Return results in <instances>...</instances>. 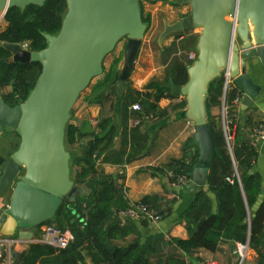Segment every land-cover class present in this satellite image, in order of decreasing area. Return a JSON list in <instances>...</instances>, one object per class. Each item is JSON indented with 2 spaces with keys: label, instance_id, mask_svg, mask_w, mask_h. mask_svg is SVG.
Segmentation results:
<instances>
[{
  "label": "water",
  "instance_id": "obj_1",
  "mask_svg": "<svg viewBox=\"0 0 264 264\" xmlns=\"http://www.w3.org/2000/svg\"><path fill=\"white\" fill-rule=\"evenodd\" d=\"M45 1L0 0V13L12 7L42 5ZM139 1L65 0L67 10L61 28L56 35L43 34L47 44L44 49L27 51L19 43H3L10 53L9 62L41 65L24 101L12 107L0 95V133L5 129L20 139L8 160L0 157V197L11 188L9 203L3 210L4 217L12 223L11 236L33 239L34 231L55 218L64 200L73 202L83 194L82 187L70 178L65 127L70 119L79 124L70 111L93 79L102 75L105 57L120 40L125 41V46L115 89L122 97L147 30ZM176 2L186 3L189 13L166 24L159 40L175 32L201 29L196 59L187 67V82L178 85L169 78L163 84L172 94L185 96L186 118L194 125L193 140L199 154L185 186L186 191L192 192L196 188L207 189L215 155L206 108L210 82L228 72L243 93L240 111L251 107L261 91L246 74V62L256 59L264 67V0ZM114 222H120V218L109 221ZM27 252H13V264H21ZM5 254L2 245L0 263Z\"/></svg>",
  "mask_w": 264,
  "mask_h": 264
},
{
  "label": "trees",
  "instance_id": "obj_2",
  "mask_svg": "<svg viewBox=\"0 0 264 264\" xmlns=\"http://www.w3.org/2000/svg\"><path fill=\"white\" fill-rule=\"evenodd\" d=\"M66 7L65 0H46L42 5H29L24 8L12 7L5 13V25L0 28V89L13 85L14 90L2 94L9 106H15L24 101L33 88L40 72L38 62L21 64L9 62L10 53L3 43L28 42L32 51H40L46 47L43 34L56 35L62 24L60 11ZM142 18V16H141ZM142 22L146 24L145 19ZM122 55L114 57L100 77L93 79L90 84L91 92L85 96L87 103L101 101L99 93L110 90L116 92L118 67ZM174 62L171 66L173 82L183 85L188 80L187 67L191 64ZM223 76L220 75L210 82L206 96L207 110L220 103L222 96ZM155 92L145 94V98L137 91L131 90L129 95L122 98L123 109L127 110L133 102L145 108H154L155 102L169 89L159 84H149ZM237 88L230 91L229 102L232 103ZM82 94V93H81ZM80 94V95H81ZM79 95V96H80ZM174 96L173 94H171ZM134 96V98H132ZM143 97V98H142ZM152 98V99H151ZM211 138L215 148L212 159L208 185L218 198V212L211 213V202L203 189L196 191L195 197L188 209L182 214L183 219L193 222L187 227V239L165 240L161 235H155L140 242L139 235L131 224L118 222L107 224L109 220L126 210L129 202L124 198L117 180L112 176L90 190L91 202L83 195L77 196L71 203L64 200L56 214L59 220L66 219L73 226V241L64 250H55L47 245L32 243L21 264H87L82 254L92 246L100 260L107 264H185L184 254L202 247H216L220 241L228 240L244 244L249 240V248L257 255V263L264 264V201L257 211L252 214L248 224V209H251L261 192L258 174H249L257 159V150L250 139L249 132L243 135V130L235 124L234 117L227 123L230 139L231 154L227 148L225 134L220 125L211 122ZM110 119H103L97 127L100 133L88 121L76 125L69 120L65 127L64 145L70 155V178L75 184L84 185L98 176L96 162L101 153L108 150L114 130ZM87 139L85 143L82 140ZM81 147V152L75 149ZM241 177L242 190L237 179L233 176L232 157ZM197 156L190 164L176 161L177 166L173 179L177 182L180 176L189 179L192 166ZM232 177V182L226 180ZM141 202L149 204L147 199ZM73 205V206H70ZM172 205L158 208L161 217L171 212ZM68 216V218H65ZM71 221V222H70ZM58 226V225H57ZM129 235H136L130 241H125ZM119 242V243H118ZM122 242V244L120 243Z\"/></svg>",
  "mask_w": 264,
  "mask_h": 264
},
{
  "label": "crops",
  "instance_id": "obj_3",
  "mask_svg": "<svg viewBox=\"0 0 264 264\" xmlns=\"http://www.w3.org/2000/svg\"><path fill=\"white\" fill-rule=\"evenodd\" d=\"M163 2L164 1H158L157 4L160 5ZM171 3H173V5L176 4V6H165V11H167L169 15L166 18L167 22L164 23V26L178 21L189 13V6L186 3L179 4L176 0H171ZM176 15H179L178 19L173 22L169 20ZM168 21H170V23ZM150 22L151 21L145 24L147 30L142 39L134 68L127 80L122 97L118 95L117 91L114 93L110 90H106L99 93L101 98L100 102L87 103L84 97L90 94L91 87H89L86 92L82 94L81 98L77 100L78 103L76 102L74 105V117L79 120L78 125L83 121H88L91 126L96 129V133H100V128L97 127L99 122L103 119H110L111 125L108 124L107 129L112 127L114 130V135L108 146V150L101 153L97 159L96 167L98 176L84 185H79L82 187V195L86 197L87 202H91V188L106 181L108 177L112 176L117 180L124 198L129 203L147 199L150 202L148 204L150 208H153V210L157 212L159 207L165 208L167 205H172L171 212L164 218L161 217L158 221L130 219L124 217L121 213L116 216L120 218V222L118 223H128L135 228L139 235L140 242H144L147 238L155 235H161L167 241L170 239H187L189 237V230L187 227H192L193 222L187 223V221L183 219L182 214L193 202L196 191L201 189L196 188L197 190L195 189L192 192L186 191V185L179 186L173 179L174 172L177 169V166H175L176 161H183L185 164H190L199 154V149L193 140L194 125L186 118L185 114L187 104L185 96L174 94V96H172L171 92H165L159 100L154 103V108H145L143 105L139 104V101H136L130 104L127 110L123 109L122 98L124 94L129 95L130 91L133 90L139 92L143 97L145 94L153 95L155 89L149 84H159L163 86L169 78L173 80L171 73L172 64L176 61L183 63H186V61L176 60L175 58L173 60L174 62L170 66L167 65V67L165 63L159 61V57L163 58V55L167 54L176 44H178L177 52H186L187 56L191 53L197 54L196 46L201 36V29L192 28L175 32L166 36V39H164V37V41L163 39L161 41L159 40V35L156 42L157 46L152 48V36L148 35ZM171 36L173 39L170 38ZM124 46L125 43L120 48H116L117 54L115 57L120 55V53L123 55ZM113 58L109 60L108 65H106L105 60L103 61L104 72L109 67ZM122 65L123 56L119 63L118 72H120ZM166 67V76L161 77ZM246 74L253 79L255 84L261 87V91L258 97L253 101L252 106L245 111H240L239 107L241 106V102L238 107L233 106L232 103L229 102L230 91L233 88H237V86L233 84L225 95L222 93L220 103L207 110V118L212 123L215 122L220 125L223 131L226 130L228 134L227 123L234 117L235 124L243 130V135L248 131L250 139L256 147L257 159L251 170L253 173L258 174L260 178L261 192L255 205L247 210L248 224H250L252 214L257 211L264 201V142H254L251 136V128L264 115V67L261 62L252 59L246 62ZM237 89L240 90L239 88ZM132 98H134V96H132ZM134 104H139L140 109L134 110L132 108ZM223 117H225L226 121L225 127L222 123ZM136 121H138V124L135 125ZM231 138L230 136V139ZM16 140L17 135L14 132H9L4 129L0 133V157L4 160L10 158L12 154L9 157L5 156L12 150ZM86 141L87 139H84L82 143ZM81 149L80 146L77 147L75 149L76 153L79 154ZM229 152L231 154V150H229ZM232 163L233 176L237 179L243 193L241 177L235 167L236 164L233 157ZM235 170L238 176L235 175ZM230 178L232 180V177ZM205 192L211 202V213L216 214L218 212L217 195L209 189V185H207ZM3 195L0 197V236H11L12 223L3 215V210L7 207L9 202L5 201ZM109 221L107 224H110ZM36 231L37 229L34 231V237ZM39 231L37 235H39ZM135 237L136 235H129L125 238V241H130ZM120 243L122 244V242ZM246 243L247 241L244 244ZM238 244L242 243L222 240L214 248L202 247L192 250L190 254H185L183 252L185 264H238L239 258L236 254ZM23 250L25 249H19V251ZM248 252L249 255H256L250 248ZM82 254L87 264H107L100 260V255H98L92 246L87 252L82 249ZM246 264L258 263L257 260L255 263L248 262L247 260Z\"/></svg>",
  "mask_w": 264,
  "mask_h": 264
},
{
  "label": "built area",
  "instance_id": "obj_4",
  "mask_svg": "<svg viewBox=\"0 0 264 264\" xmlns=\"http://www.w3.org/2000/svg\"><path fill=\"white\" fill-rule=\"evenodd\" d=\"M5 13H0V27H4L5 25ZM21 48L23 50L31 51L29 48L28 42H22L19 43ZM196 55L191 53L189 54V58H194ZM234 84L233 80L229 77V73L225 72L223 74V93L224 95L226 92L232 87ZM243 93L238 90L236 92V95L234 99L232 100V105L235 107H238L241 99H242ZM134 110H139L140 105L134 104L132 106ZM225 117L222 119V123L225 127ZM138 124V121L135 122V125ZM225 132V139L228 145V149L231 150L230 147V136L227 134L226 130ZM251 136L254 140V142H264V115L262 118L251 128ZM236 171V170H235ZM235 175L238 176L237 171L235 172ZM227 181L232 182L230 177L226 178ZM179 186H184L188 183V180L180 176L177 179L176 182ZM121 214L130 219H146V220H152V221H158L161 218V215L153 210V208H150L149 205L138 201V202H131L129 203V206L126 210L122 211ZM40 232L39 235L36 237H33L31 240H22L16 236H0V246H5V258L0 264H13V252H20L19 249H28L29 245L32 243L36 244H42L47 245L55 250H64L73 241V235L72 233L68 232L67 230L61 229L59 226L54 224H42L39 226ZM249 250V245L247 244H238L236 248V254L239 258V263L242 264L243 261L247 257V253Z\"/></svg>",
  "mask_w": 264,
  "mask_h": 264
},
{
  "label": "rangeland",
  "instance_id": "obj_5",
  "mask_svg": "<svg viewBox=\"0 0 264 264\" xmlns=\"http://www.w3.org/2000/svg\"><path fill=\"white\" fill-rule=\"evenodd\" d=\"M139 6H140V10H141V16L146 21L145 23L147 24V23H149V21H151L150 22V26L148 28V32H149L148 35L152 36V46L151 47L154 48V47L157 46L156 45L157 39H158L160 33L162 32V30L164 28V23L167 22V19L166 18L169 15V13L167 11H165V6L175 7L176 4L173 5V3H171V0H165L160 5H158L157 2H149V1H146V0H140L139 1ZM66 10H67V7H63L62 10L60 11V15L62 17L65 16ZM178 16L179 15H176L175 17L170 18L169 20L173 22L176 19H178ZM170 21H168V22L170 23ZM0 28H2V27H0ZM170 38L173 39L172 36ZM164 39H166V37ZM164 39H163V41H164ZM124 43H125L124 40H120L117 43V45L115 46L114 50L105 57L104 60L106 62V65H108L109 64V60L111 58L115 57V55L117 54V51H116L117 49L116 48H120ZM177 47H178V44H176L173 48H171L170 51L167 54L163 55V58L162 57H159V61L161 63H165L166 66L167 65L170 66L174 62L173 60L175 58H176V60L186 61V63L189 60L191 62H193L196 59V56L193 59L192 58H189V55L187 56L186 52H181V51L180 52H177L178 51ZM120 55H121V53H120ZM167 67L162 72L161 77L166 76L165 70H167ZM93 82H94V80L92 81V83ZM13 90H14V86L13 85L6 86V87L0 89V93H1L0 95L6 94V93H8L10 91H13ZM86 90H84L82 92V94L84 92H86ZM82 94L78 97L77 100H79L81 98ZM74 113L75 112H74V106H73L72 109H71V111H70V116L71 117L74 116ZM19 142H20V139L17 136V140H16L15 145L12 147V150L5 157H9L12 154V152H14L15 149H17V147L19 145ZM10 192H11V188L3 195V197H4V199H5L6 202H9ZM70 206H72V205H70ZM65 218H68V216H66ZM68 222L69 221H67L66 219L59 220V218H56L55 217L54 219L49 220V221H47V222H45L43 224H54V225H58L61 229L67 230L68 232L73 233V226H71ZM38 231H39V227L37 228V231L35 232V234H36L35 237L38 236L37 235L38 234ZM255 256L256 255H253V254L249 255V252H248L247 253V259H245L242 264H246V261L247 260H248V262H254L255 263L256 260H257V256L256 257ZM238 263H239V259H238Z\"/></svg>",
  "mask_w": 264,
  "mask_h": 264
}]
</instances>
